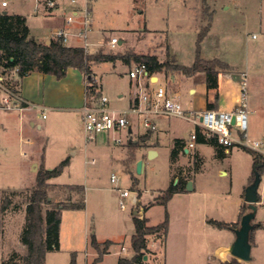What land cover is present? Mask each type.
I'll list each match as a JSON object with an SVG mask.
<instances>
[{"label":"rangeland","instance_id":"rangeland-1","mask_svg":"<svg viewBox=\"0 0 264 264\" xmlns=\"http://www.w3.org/2000/svg\"><path fill=\"white\" fill-rule=\"evenodd\" d=\"M2 1L0 10L24 14L39 37L53 38V28L71 15L73 20L68 29L72 33L86 29L90 52L158 53L165 60L171 51L178 62L186 65L193 63L198 32L209 21V30L201 41V55L230 63L233 67L229 72L232 73L230 86L235 88L241 89L240 73L246 72L247 137L249 144L253 140L262 142L257 150L264 154V0H57L59 6L54 9V16L34 14L36 0H7L5 7ZM112 36L119 39L114 46L109 43ZM71 37L70 42H83L80 36L72 34ZM135 64L127 65L117 60L93 66L99 92L108 97L110 109L131 108L136 92L140 91L137 79L129 76ZM32 74L34 72L25 78L34 76ZM203 76V72L193 76L181 74L175 83L170 75H165L168 89H178L176 97L186 113L184 116L163 113L155 119L157 130L149 133L140 124L139 116L131 111L132 132L127 129L117 133L101 132L94 140L87 141L83 122L75 113L64 112L60 120L50 124L48 110L46 113L50 117L47 119L37 112L43 122V128L39 129L27 124L25 110L0 109V119L4 123L0 126V189L31 188L42 166L43 151L47 168L71 159L63 172L50 180L56 183L49 187L51 203L46 207L79 198V193L66 185L84 187L85 208L62 209L59 247L46 251L44 264H70L73 253L79 264H90L97 256L90 245L92 233L100 240L113 241L96 264H117L120 256L131 255L134 232L131 215L133 195L137 193L147 205L148 224L160 223L166 210L169 212L178 250L175 264H210L211 246L230 244L234 235L232 228H218L209 223V219L227 222L238 219L239 208L246 203V188L251 184L252 153L240 145H233L220 154L215 146L196 142L189 153L180 152L176 161L171 155L176 137L189 142L196 129L193 113L204 105L205 94L190 93L188 87ZM146 82L149 84L148 80ZM42 90L43 82L37 83L35 93L40 96ZM22 119L24 137H33L38 143L33 167L29 164L32 144L20 140ZM112 135L121 136L123 143H110ZM151 147L157 150L153 156L149 152ZM196 152L202 159L198 171L193 170ZM139 160L143 162L141 171L137 168ZM180 171L184 178L192 177L195 188L183 194L175 193L166 206L155 203L157 196L176 184ZM112 173L119 177L117 182L111 181ZM124 188L132 194L125 198L127 207L123 209L119 201L120 189ZM258 191L264 192V171L259 177ZM13 200L20 206L17 209L11 206L2 214L0 256L3 259L9 256L7 251L19 249L26 224L25 197L20 194ZM186 215L190 216L187 221L183 218ZM262 220L264 204L259 205L256 214V221ZM253 237L254 260L244 264H264V227L256 228ZM149 240L151 248L155 240L162 245V238L156 239L155 235H150ZM151 248L140 264H165L163 247L157 257Z\"/></svg>","mask_w":264,"mask_h":264},{"label":"trees","instance_id":"trees-1","mask_svg":"<svg viewBox=\"0 0 264 264\" xmlns=\"http://www.w3.org/2000/svg\"><path fill=\"white\" fill-rule=\"evenodd\" d=\"M209 26L210 22L208 21L198 32L195 59L191 65H185L178 63L172 56L161 60L154 53H113L104 52L103 50L90 52L84 46H70L54 38L50 43L40 42L30 35L25 15L10 12L3 13V10H0V77H3V81L9 88L15 92H20L22 79L34 71L52 74L57 79H61L66 76L70 67H75L84 74L85 81L88 83L85 92V104L88 106L99 100L102 95L99 92L100 86L96 82L93 66L107 61L115 63L117 60H121L127 65L132 62L136 64L144 63L149 73H164L166 76H171L176 72L187 76L203 72L205 74L206 86L208 88H216L218 87L219 73L222 71H232L233 67L230 63L217 57L211 59L202 57L201 41L206 36ZM17 68L18 70L16 71ZM135 101L136 98L133 103ZM212 107L211 104H208V108ZM196 130L199 131L197 126ZM197 142L215 146L218 148L220 154L226 149L219 142L216 135L205 137L201 132H198ZM130 144L133 145V141H130ZM184 144V139H175L171 153L173 161L178 159L180 152H184ZM240 146L247 149L253 155L254 168L250 178V182L252 183L255 180L256 174L261 175L264 171V154L242 144ZM41 161L42 166L39 167L35 183L31 188L25 190L0 189V246L3 212L11 206L15 209L20 206L19 202H13L15 196L22 194L26 199V224L20 236V240L25 246V251L21 253L14 250L7 258L2 259L0 257V264H44L46 251L59 247L62 209L85 208L84 187L77 184L66 185L65 187L77 191L79 193L78 199L73 200L69 198L65 201H60L55 206L46 207V205L51 203L48 192L49 187L54 185L49 180L59 176L68 165L69 160L64 159L52 168H47L44 165V156H42ZM201 161L202 159L198 152H196L194 171L200 170ZM187 181V178L181 176L180 171L176 184L171 185L166 191L157 196L154 202L166 206L175 193L186 191ZM258 197L260 198L259 194ZM146 207L147 205H145V209ZM244 209L245 205L243 206ZM169 220V212L167 210L163 221L156 225L148 224L149 220L145 215L133 217L134 232L131 235L132 254L120 256L117 264L142 263L146 252L150 248V235H155L156 239L162 238V245L164 246L169 228ZM209 223L218 228H232L239 223V220L237 222H227L209 219ZM258 227H264V221L258 222L255 229ZM252 241L254 242V237H252ZM112 243L113 241L110 239L99 241L97 236L92 233L90 245L97 252V256L90 264H96L101 260L108 252L109 246ZM70 264H79L76 261L74 253ZM224 264H244V262L231 256Z\"/></svg>","mask_w":264,"mask_h":264},{"label":"built area","instance_id":"built-area-1","mask_svg":"<svg viewBox=\"0 0 264 264\" xmlns=\"http://www.w3.org/2000/svg\"><path fill=\"white\" fill-rule=\"evenodd\" d=\"M1 4L3 7H5L8 5V1L3 0ZM56 5L57 0H36L33 10L34 12L41 13L45 12L47 9L55 8ZM72 20L73 17L69 15L67 17V21L71 22ZM53 32V38L59 39L65 44L70 41L72 34L80 36L84 40L85 48L91 44V42H89L87 39L88 35L86 29L72 33L65 27H57ZM118 41L119 39L117 36H112L109 40V43L114 46L118 43ZM17 70L18 68L16 71ZM155 75L156 74L154 73H149L147 66L144 63L135 64L134 67L129 70V76L131 78H136L138 85L140 86H142L143 80H148L149 83H153L151 78ZM241 80L242 86L240 91V99L235 108L231 110L205 108L203 110L194 111L193 121L198 127L199 131L195 129L191 133V140L189 142L190 148L195 146L198 132H201L206 137L216 135L219 142L225 146L227 150L233 145L239 144L257 150V148L263 144L258 140H253L251 141V144H249V139L247 137V74L245 72L241 74ZM87 85L88 83L86 82V86ZM135 98L136 101L132 104L129 110L110 109L108 106L109 99L103 94L99 100L94 102L92 105L88 106L85 104L83 108V127L86 140H94L101 132L117 133L124 129L129 130V128L132 127V118L129 114L130 111L139 115L140 124L146 130V132H154L157 130L158 126L154 119L156 115L161 113H169L176 116H184L186 113L179 99L174 97L169 91L168 87L164 84H158L151 89L143 88L136 94ZM27 107L28 102L22 96L21 92H15L9 88L1 76L0 109L23 111ZM233 118L235 120L234 122H232ZM109 142L113 144L123 143V138L121 136L112 135L109 137ZM118 179L119 177L115 173L111 174L112 182H117ZM131 194L132 192L127 188L120 189L119 205L121 208L124 209L127 207L125 198Z\"/></svg>","mask_w":264,"mask_h":264},{"label":"crops","instance_id":"crops-1","mask_svg":"<svg viewBox=\"0 0 264 264\" xmlns=\"http://www.w3.org/2000/svg\"><path fill=\"white\" fill-rule=\"evenodd\" d=\"M57 6H59L58 1H57L56 7ZM55 8L47 9L45 12H41V13L40 12L39 13L34 12V10H33V13L34 14L54 16L53 14H54ZM10 13H16V12H10ZM74 13H76V11H74ZM19 14H22V13H19ZM26 21H27V17H26ZM27 25L29 26V29H30V35L32 37H34L35 39H37L38 41L50 43L51 40L53 39V38H46L45 39V38L39 37L33 31L32 27L28 24V22H27ZM68 25H69V22L67 21V18H63V19H61L60 26H55L53 29H55L57 27H65L68 29ZM71 40H72V37H71L70 41ZM70 41L67 43V45L84 46V40L81 43H74V42H70ZM86 49L89 51L88 47ZM168 50H169V48H168ZM154 54L158 55V53H154ZM170 56L174 57L176 59V61L178 62L176 56L173 53H171V51H170ZM159 58L161 60H164L161 57H159ZM178 63H180V62H178ZM180 64H182V63H180ZM79 71L80 70L75 68V67H70L67 71L66 76L61 78V79H57L52 74L34 71V74H32L34 76H28L27 78L24 77V79H22L21 86H20V92H21L22 96L25 98V100L28 102V107L25 109V111L27 112V124L29 126H31L33 128L37 127L39 129H42L43 128V122L41 121V119H39V117H37V112L40 113L38 116L41 115L42 118L47 119L50 117L49 114L47 115V113H46L47 110L51 113V119H50L51 123L50 124L60 120L62 118V113H64V112H70L73 115L75 113V115H77L78 119L82 120V122H83V108H84L85 100H86V95H85L86 81H85L84 74L81 71L80 72ZM229 72L230 71H222L219 73L218 87H216V88H208L206 86L205 76H203L198 82L189 85L188 89H189L190 93L201 92L202 94H205L204 105L198 109H195V110H203L205 108H208V104H211L213 106L212 108H215V109L231 110V109L235 108V106L238 104L239 99H240L241 89H239L238 87L235 88L234 86H230V82L232 80L230 76L232 75V73H229ZM243 72H245V71H241L240 74H242ZM180 75H181V73H179V72L172 74L170 76L171 81L175 82V80L178 79V77ZM31 77H33V78H31ZM151 80L153 83H149V84H147V82H146L147 80H143L142 81V87L146 88V89H151V88H154L158 84L166 85L164 73L156 74L155 76H153L151 78ZM39 82H43V90H42V94L40 96H39V93H38V95L35 93L37 83H39ZM136 84H137V82H136ZM138 86L140 87V90H141V86L140 85H138ZM170 92H171V94L175 95V97L178 95V89L174 90V91L171 90ZM137 93L138 92H136V94ZM136 94H135V97H136ZM135 97H134V99H135ZM161 115H162V113L159 115H156L154 117V119H156V117H159ZM137 116H139V115H137ZM20 123H21V131H23V133L20 135V140H24V141L32 144L33 150L30 151V158H29V164L32 166L35 163L36 148H37L38 143L33 137H30V136L24 137L25 131L22 130V128L24 129V125H25L24 119H22V121ZM69 124H70V122H69ZM1 125L4 126V123L0 119V126ZM83 129H84V127H83ZM131 129H132V127H131ZM176 138H180V137H176ZM130 141H132V140L130 139ZM189 142L185 141V144H184V151H185V149H188L187 151H185L186 154L189 153L191 150V148L189 147ZM151 149H153L157 153V150L155 147H151L149 150H151ZM225 150L228 151L227 149H225ZM43 152L40 156V159H42V156H44V164L46 166V160H45L46 155H45V151H43ZM70 160L71 159H69V162H71ZM221 173L222 174L226 173V171H222ZM50 180H49L50 183H52V184L56 183L53 180L52 181H50ZM176 180L178 181V178ZM188 180H192V186H193L192 189H194L195 187H194V181H193L192 177L189 178ZM183 193L184 192L176 193V194H183ZM176 194H174L173 197ZM258 194H259L260 198L258 199V202H257V212L259 209V205L264 204V192L258 191ZM241 200L242 199H240V202H242ZM143 206L145 207L144 204H143ZM245 206H246V204H245ZM243 211H244L243 207H240L239 212H238V219L232 220L230 222H237L238 220H240V217H241ZM143 215L146 216L145 211H144ZM133 217L134 216L132 214L131 215L132 221H133ZM183 218L185 219V221H187L190 218V216L186 215ZM206 218H208V217H206ZM169 219H170L169 220V228H168V233H167V237H166V241H165L164 246L161 245L159 240H155V241L151 242L152 248H151V246H149V247L152 249V251H154V253H155L154 257H157L159 255V253H161V248L163 247L162 248L163 249L162 255H163L165 264H175L176 262H178V259L176 258V254L178 253V250L175 247L173 223H172L171 216ZM231 238H233V237H231ZM98 240L104 241V240H100V239H98ZM228 246L229 245L227 243L226 244L225 243H215L214 245H212L211 246L212 251H210L208 253V259L211 262L210 264H224V262L226 260H229L230 254L226 250V248ZM123 247H125V246H122V248ZM125 248H123V249H125ZM16 251L24 253L25 246L22 242L19 246V249H17ZM7 252H8V254H10V251H7ZM211 254H212V256H211Z\"/></svg>","mask_w":264,"mask_h":264},{"label":"water","instance_id":"water-1","mask_svg":"<svg viewBox=\"0 0 264 264\" xmlns=\"http://www.w3.org/2000/svg\"><path fill=\"white\" fill-rule=\"evenodd\" d=\"M7 10H3V13H7ZM121 42V41H120ZM234 118L232 122H234ZM132 129L129 128V132ZM188 149H185L187 151ZM150 156H153L156 152L151 149L149 150ZM138 171H141L143 168V162L138 161L137 164ZM35 169V168H34ZM259 174H256L255 180L246 188L245 191V209L240 217L239 223L232 227L233 238L230 241L229 246L226 248L227 252L238 258L243 262H251L254 260L253 247L254 242L252 241L253 231L257 226L258 222L256 221L257 214V202H258V182ZM177 182V180H176ZM192 180H188L186 184V189L191 190ZM50 198V197H49ZM132 214L134 217H141L144 214L145 207L142 204V200L138 194L135 195L133 199V208ZM146 258V255L144 256Z\"/></svg>","mask_w":264,"mask_h":264}]
</instances>
